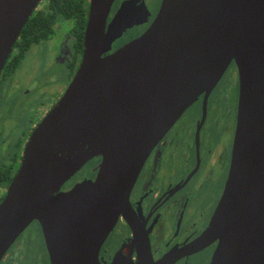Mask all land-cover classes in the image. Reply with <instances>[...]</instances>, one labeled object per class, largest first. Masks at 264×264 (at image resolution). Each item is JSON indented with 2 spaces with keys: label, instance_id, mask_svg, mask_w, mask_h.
Segmentation results:
<instances>
[{
  "label": "water",
  "instance_id": "1",
  "mask_svg": "<svg viewBox=\"0 0 264 264\" xmlns=\"http://www.w3.org/2000/svg\"><path fill=\"white\" fill-rule=\"evenodd\" d=\"M42 1L0 0V75ZM113 1L91 0L80 67L32 133L0 204V262L38 221L51 264H100L149 156L202 95L206 106L234 63L230 173L195 245L219 241L211 264H264V0H163L141 37L108 54L128 22L126 7L107 31ZM94 158L97 177L61 191Z\"/></svg>",
  "mask_w": 264,
  "mask_h": 264
},
{
  "label": "flooded vegetation",
  "instance_id": "2",
  "mask_svg": "<svg viewBox=\"0 0 264 264\" xmlns=\"http://www.w3.org/2000/svg\"><path fill=\"white\" fill-rule=\"evenodd\" d=\"M46 1L43 0L38 9ZM162 1L114 0L108 15L107 31L111 24L115 25L114 21L126 7L128 22L117 34L108 54L141 37L156 19ZM90 4L91 0L88 11ZM62 20L55 24L54 33L47 40L32 46L28 51L44 42L52 46L48 54L56 55L54 64L62 63L65 77L72 76L68 83L70 85L83 59L86 29L82 41H79L72 34V21L66 20L72 23L69 27ZM63 25L64 31L67 30L69 46L66 41L65 44L56 43L59 28ZM28 51L16 66L13 63L19 55V50H16L0 75V204L21 167L24 150L32 133L61 100L69 86L61 90L58 83L63 78L56 73L48 76V83L44 86V94L52 96L51 102L47 101L38 107L40 102L36 101V97L39 95L33 82L24 83L21 91L24 96L21 99L17 97L16 89L8 83L12 82V76L20 68ZM226 74L233 81L222 94L220 86ZM224 77L208 97L206 106L205 95H202L149 156L131 192L128 214L119 217L101 246L100 264H114L115 261H119V264H139L142 257L146 264H211L219 241L203 246L195 244L210 226L231 168L240 92L238 69L234 63ZM12 97H16V100ZM204 107L207 111L202 123ZM194 109L198 111V119L190 116ZM101 162L102 158L92 159L61 191L66 192L85 179H95ZM82 172V178L79 179ZM10 178L11 182L7 185L6 181ZM37 235L42 238L47 256L40 264H51L38 221L32 222L17 238L0 264H39L34 257V244L30 242ZM32 236H35L34 239ZM147 248L150 253L146 252Z\"/></svg>",
  "mask_w": 264,
  "mask_h": 264
},
{
  "label": "rangeland",
  "instance_id": "3",
  "mask_svg": "<svg viewBox=\"0 0 264 264\" xmlns=\"http://www.w3.org/2000/svg\"><path fill=\"white\" fill-rule=\"evenodd\" d=\"M43 2V1H42ZM62 20V19H61ZM63 23L69 24V27H71L72 23L70 21L62 20ZM61 22V23H62ZM66 25V24H65ZM65 25L62 26V28H59L56 43L65 44V41L67 45L69 46L68 42V36L65 29ZM68 27V25H66ZM52 46H50L48 43H42L34 48H32L30 51H28L25 55V59L23 60L20 68L18 71L12 76V82L8 83L14 86L16 89V96L20 99L22 96H24V93L22 91V87H24V83L33 82L34 85L37 86L36 92L39 95V97H36V101L40 102L38 104V107L42 105V103L51 102V95L44 94L46 89L44 88L45 84L48 83V79L52 74H61V81L58 83L59 88L62 90V88H66L67 85H69V80L72 78V76H64L62 73H65V68L61 65L62 63L59 62V65L54 64L53 58L56 57V55L51 54L49 56L48 50H50ZM66 75V74H65ZM49 76V77H48ZM64 76V77H63ZM233 79L230 78L229 75L226 74L224 79L221 83V89L222 94L224 93V89L226 90V87L229 83H232ZM32 86V84H31ZM68 87V86H67ZM59 89V90H60ZM13 100H16V97H12ZM191 118H196L198 116V111L196 109L192 110L190 113ZM83 172L78 176L79 179L82 178ZM77 178V179H78ZM34 235V234H32ZM35 236H32V239H34ZM35 240V241H34ZM30 241L33 242V250H34V257L36 260H38L37 263H42V260L46 258V251L44 250V245L42 238L38 235L35 237V239Z\"/></svg>",
  "mask_w": 264,
  "mask_h": 264
},
{
  "label": "trees",
  "instance_id": "4",
  "mask_svg": "<svg viewBox=\"0 0 264 264\" xmlns=\"http://www.w3.org/2000/svg\"><path fill=\"white\" fill-rule=\"evenodd\" d=\"M88 3L89 0H47L42 8L34 12L23 28L13 48L11 56L19 50V55L15 57L13 63L17 66L26 51L47 40L54 33L55 24L61 19L72 21V34L77 40L82 41L88 21ZM12 178L6 181L7 185Z\"/></svg>",
  "mask_w": 264,
  "mask_h": 264
}]
</instances>
